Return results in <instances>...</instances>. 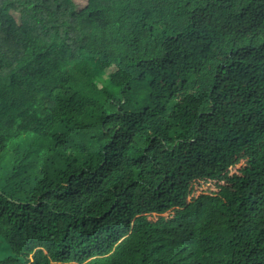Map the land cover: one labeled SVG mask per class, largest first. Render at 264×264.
I'll return each mask as SVG.
<instances>
[{"label":"trees","instance_id":"obj_1","mask_svg":"<svg viewBox=\"0 0 264 264\" xmlns=\"http://www.w3.org/2000/svg\"><path fill=\"white\" fill-rule=\"evenodd\" d=\"M262 138L264 0H0V264H264Z\"/></svg>","mask_w":264,"mask_h":264},{"label":"rangeland","instance_id":"obj_2","mask_svg":"<svg viewBox=\"0 0 264 264\" xmlns=\"http://www.w3.org/2000/svg\"><path fill=\"white\" fill-rule=\"evenodd\" d=\"M77 2L80 4V5H83L86 3V0H77ZM257 142L259 143H264V138L262 139H258ZM241 168V165H237L236 167H230L229 169L232 171V172H239V169ZM204 189L209 192L210 190L212 191H215L217 188H216V184L213 182V183H207L205 184L204 186Z\"/></svg>","mask_w":264,"mask_h":264}]
</instances>
